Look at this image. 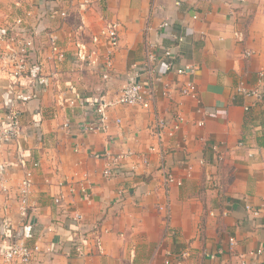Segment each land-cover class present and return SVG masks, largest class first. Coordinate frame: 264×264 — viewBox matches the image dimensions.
Instances as JSON below:
<instances>
[{"label": "crops", "instance_id": "1", "mask_svg": "<svg viewBox=\"0 0 264 264\" xmlns=\"http://www.w3.org/2000/svg\"><path fill=\"white\" fill-rule=\"evenodd\" d=\"M86 1L0 0V26L25 16L23 26L37 31L49 75L40 91L21 81L12 99L23 112L24 138L21 150L0 152V241L8 218L12 232L40 246L39 264H81L73 256L79 226L100 232L103 242L99 253L87 239L85 264H264V101L236 89L239 81L256 86L264 68V0ZM53 10L68 16L52 17ZM165 20L169 27H162ZM110 21L121 24V41L104 79L74 53L76 43H85L102 58L104 47L92 40L104 41ZM52 35L66 50L64 61L53 58ZM181 35L179 44L175 37ZM167 47L177 67L196 70L168 72ZM152 52L159 58L155 64ZM135 68L142 70L151 106L109 105ZM188 80L196 97L181 93ZM8 83L0 76V124L13 96ZM74 90L107 102L106 129L85 130L98 116L70 104ZM178 113L184 120L169 136ZM163 121L165 128L159 127ZM105 151L132 152L125 165L136 168L133 176L105 177V159L95 156ZM26 170L34 175L33 208L22 217L19 188ZM169 173L182 184L168 186ZM76 212L84 215L81 223L73 220Z\"/></svg>", "mask_w": 264, "mask_h": 264}, {"label": "built area", "instance_id": "2", "mask_svg": "<svg viewBox=\"0 0 264 264\" xmlns=\"http://www.w3.org/2000/svg\"><path fill=\"white\" fill-rule=\"evenodd\" d=\"M242 1V0H241ZM85 3H89L87 0ZM177 4H180V0H177ZM32 9L27 10L26 15L32 16ZM60 14L64 18L68 16V11H52V17L56 14ZM195 18L198 14L194 15ZM25 24V16H18L12 24L8 26H0V76L8 79V92H12L11 102L5 107L2 121L0 124V152L4 150L17 147L22 149V139L24 138L23 132V112L16 106L12 99L15 94H19L18 85L21 81H25L27 86L32 90L45 88L49 84V75L44 71V63L40 48L35 43L34 35H37V31L33 28H27ZM170 26V22L165 20L162 23V27L166 28ZM121 24L118 21H110L106 24L102 31L104 41L95 37L92 41L98 47H104L102 58L99 57L98 50L88 49L85 43H76V49L74 56L80 64H87L92 67H98L101 70L104 79H109L114 67V56L118 50L121 41ZM237 35H240L237 34ZM176 41L183 42L184 36H176ZM49 46L53 58L57 61H64L66 59V50L59 43V39L56 35L50 37ZM166 57L169 60L166 62V70L168 72H177L178 74H186L188 72H194L196 67L187 65L184 67H177L172 60L173 53L171 48H165ZM249 55L250 52H247ZM150 61L155 64L158 61V55L152 52L149 55ZM141 69L135 68L130 74V78L123 86L118 97L110 101L109 105L124 104L129 106H136L141 108H149L152 104V98L148 97V92L144 82L141 79ZM154 78L159 82L161 80L160 73L157 67H151ZM237 92L244 97L250 96L256 98L258 102L264 101V68L258 72V82L254 87H249L244 81H239L237 84ZM181 93L183 95L197 96V88L194 82L188 80L184 82ZM165 95L167 92L164 93ZM79 103L81 108H91L98 116V119H91L85 126L86 131L95 132L106 129L107 125V102L102 103L100 100L86 99L80 92L74 90V97L70 99V104L75 106ZM246 110L250 109V105L244 106ZM98 120V122H97ZM184 118L178 113L176 122L171 125L166 133L169 136H174L180 129L181 122ZM118 122L120 119L117 120ZM165 121L160 123L161 128H165ZM68 127V124H66ZM12 150V149H11ZM255 153L251 151L249 155L253 156ZM97 158L105 159V168L103 174L105 177H117L124 175L126 177H132L136 168L134 166L126 167L125 162L132 156V152H122L120 154H113L109 151H105L102 155L96 153ZM144 162L148 163L147 156H143ZM24 163V161H23ZM38 162L34 163V166H38ZM4 165L0 164V176L3 175ZM190 174V173H189ZM167 185L171 183L182 184L181 180H177L172 173H169L166 178ZM34 184V175L32 170H26L25 175L21 181L19 188V213L22 217H27L29 214V208L31 204V193ZM62 198L57 197L56 203H61ZM248 208L254 213H258L255 208L248 206ZM73 220L76 223L84 221V215L81 212H76L73 216ZM81 230L80 238H77V242L74 245L75 258L81 261V264L90 256V252L86 248L87 239H91L94 242L95 252L102 253L103 242L101 233L98 231L83 229ZM2 240L0 241V264H39L38 255L41 252L40 246H30L25 236L18 234V232H12V223L8 218L3 219L2 223ZM79 236V235H78ZM10 238V239H9ZM233 241V240H232ZM258 253H262V249H258ZM169 253V252H168ZM254 253V252H252ZM185 254H188L185 252ZM184 254V255H185ZM92 255V254H91ZM72 256V255H71ZM215 258L216 255H211ZM44 264V262L42 263ZM243 264H246L243 262ZM250 264H258L252 262Z\"/></svg>", "mask_w": 264, "mask_h": 264}, {"label": "rangeland", "instance_id": "3", "mask_svg": "<svg viewBox=\"0 0 264 264\" xmlns=\"http://www.w3.org/2000/svg\"><path fill=\"white\" fill-rule=\"evenodd\" d=\"M43 258V257H42ZM41 261H43L42 259H40Z\"/></svg>", "mask_w": 264, "mask_h": 264}]
</instances>
